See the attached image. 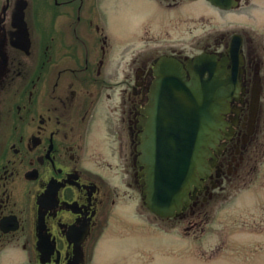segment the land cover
Listing matches in <instances>:
<instances>
[{"label": "flooded vegetation", "instance_id": "obj_1", "mask_svg": "<svg viewBox=\"0 0 264 264\" xmlns=\"http://www.w3.org/2000/svg\"><path fill=\"white\" fill-rule=\"evenodd\" d=\"M116 1L0 0V264H95L120 201L147 207L150 105L178 84L166 78L174 70L222 87L223 103L209 144L217 164L171 219L202 213L257 141L264 42L242 18L264 0H133L151 14L129 31L116 27ZM201 2L239 10V30L196 32L215 18Z\"/></svg>", "mask_w": 264, "mask_h": 264}, {"label": "rangeland", "instance_id": "obj_2", "mask_svg": "<svg viewBox=\"0 0 264 264\" xmlns=\"http://www.w3.org/2000/svg\"><path fill=\"white\" fill-rule=\"evenodd\" d=\"M195 6L215 17L196 32L209 28L239 30V10L222 15L202 2ZM150 9L149 5L133 0L116 1V27L133 30L145 14H151ZM190 11L196 9L185 10ZM243 11L245 32L264 42V12L250 13L249 17L246 12L249 8ZM132 42H138L134 34ZM260 116L257 141L240 172L223 175L221 186L214 189L216 197L192 222H188L190 219L155 222L148 216L154 215L144 206L147 214L138 216L136 200L120 201L111 224L96 246L94 263L264 264V87ZM132 193L138 195L134 190Z\"/></svg>", "mask_w": 264, "mask_h": 264}, {"label": "water", "instance_id": "obj_3", "mask_svg": "<svg viewBox=\"0 0 264 264\" xmlns=\"http://www.w3.org/2000/svg\"><path fill=\"white\" fill-rule=\"evenodd\" d=\"M223 6L230 7L231 3ZM175 76L178 80L183 78L178 71ZM221 89L188 83L160 87L153 94L151 137L146 149L147 204L163 217L179 212L190 200L194 185H202L201 177L208 176L217 164L209 144L213 145L216 136L215 115L223 103ZM259 103L260 88L256 87L252 106L255 116Z\"/></svg>", "mask_w": 264, "mask_h": 264}]
</instances>
